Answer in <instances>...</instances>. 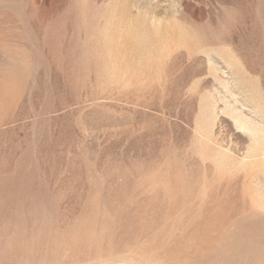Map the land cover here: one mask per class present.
I'll return each mask as SVG.
<instances>
[{
	"label": "rangeland",
	"instance_id": "obj_1",
	"mask_svg": "<svg viewBox=\"0 0 264 264\" xmlns=\"http://www.w3.org/2000/svg\"><path fill=\"white\" fill-rule=\"evenodd\" d=\"M225 78L264 104V0H0V264H264Z\"/></svg>",
	"mask_w": 264,
	"mask_h": 264
},
{
	"label": "bare ground",
	"instance_id": "obj_2",
	"mask_svg": "<svg viewBox=\"0 0 264 264\" xmlns=\"http://www.w3.org/2000/svg\"><path fill=\"white\" fill-rule=\"evenodd\" d=\"M222 88H225L230 96L225 94L211 102V120L206 125L205 134L212 142L220 145L221 152L229 157L231 164L236 161L235 167H238L237 165L242 163L246 157L255 159L254 163H264V104L257 95L248 91L247 86L230 85L225 78ZM220 102L223 106H218ZM217 118L221 122H228L230 125L228 131L237 134V138L240 139L239 143L244 140L246 145L240 146L239 149L237 144L231 146L234 140L227 139L226 130H215ZM234 127L243 133L235 132ZM241 149H245L242 154Z\"/></svg>",
	"mask_w": 264,
	"mask_h": 264
}]
</instances>
